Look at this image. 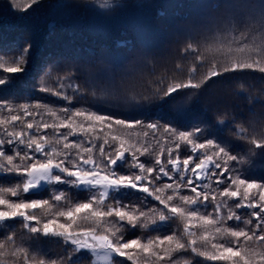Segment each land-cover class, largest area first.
Listing matches in <instances>:
<instances>
[{"label":"snow or ice","instance_id":"obj_1","mask_svg":"<svg viewBox=\"0 0 264 264\" xmlns=\"http://www.w3.org/2000/svg\"><path fill=\"white\" fill-rule=\"evenodd\" d=\"M0 264H264V0H0Z\"/></svg>","mask_w":264,"mask_h":264},{"label":"trees","instance_id":"obj_2","mask_svg":"<svg viewBox=\"0 0 264 264\" xmlns=\"http://www.w3.org/2000/svg\"><path fill=\"white\" fill-rule=\"evenodd\" d=\"M155 16V14H153ZM72 22H69L68 24L64 25V28L70 29ZM128 38V36L122 32V31H112L108 36L107 40L109 43L115 44L117 41L123 40ZM46 41L51 40L53 43L60 42V43H68L72 42L76 44L77 46H83V47H89L94 46L97 42H99L102 37L98 34V32L94 31H87V30H79L77 29L74 32L70 31H63L61 29L57 30V35H54L52 37H45ZM53 101H55V98H51ZM39 211V210H37ZM146 236L147 233H144ZM181 255V254H176ZM184 256H187V254H183L181 258Z\"/></svg>","mask_w":264,"mask_h":264}]
</instances>
